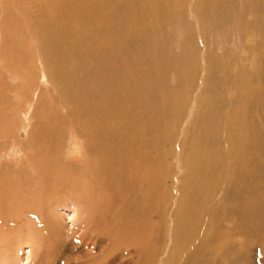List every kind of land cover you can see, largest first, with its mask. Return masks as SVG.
Returning a JSON list of instances; mask_svg holds the SVG:
<instances>
[{
    "label": "rangeland",
    "instance_id": "obj_1",
    "mask_svg": "<svg viewBox=\"0 0 264 264\" xmlns=\"http://www.w3.org/2000/svg\"><path fill=\"white\" fill-rule=\"evenodd\" d=\"M86 1L93 4L86 6L81 0L83 8L99 6L95 3L101 0ZM178 1H167V8L171 7L172 14L168 18L158 15L156 8L153 10L154 15L150 21L163 26L162 30H157L156 35L155 31L144 36L141 33L140 39L139 36L136 38L141 42L153 35V39L156 40L158 52L153 54L152 46L148 48L147 60L151 64L144 68L142 76L144 85L161 95L162 101H157L158 110L149 112L150 115L146 114L148 113L146 110V113H143L144 119L140 121L136 111L130 108V112L133 111L129 126L122 124L120 128L115 126L114 120L104 129V133L115 130L125 137L117 138L118 145L114 150L116 155L121 153L122 148H126L123 144L129 141L130 147L135 148L133 154H138L142 158L146 156L145 160L148 161L157 155L154 139L160 136L157 147V152L161 155L160 170L158 173L156 169H150L157 175L155 178L157 181L154 178L150 179L148 171L144 178L138 171L140 178L138 180L135 176L125 178L127 185L123 190L120 180H116L115 188L111 189L108 187V181L96 182L93 178L92 174L100 171L97 161L103 160L104 157L93 151L94 146L89 147L88 153L86 150L88 145L85 144L83 136L77 133L78 129L87 130L84 124L91 118V113L78 104L82 96L73 94L72 98H68L64 94L61 95L59 91L62 89L61 70L57 68L53 73L48 69L47 60L31 31L34 25L32 21L39 16L35 8L31 10L28 7L31 0L22 2L0 0V212L5 215V219L0 220V237L6 239L5 244L0 242L2 246L0 250L11 246L7 254L0 257V264H59L57 260H64L67 255L79 253L83 254L80 255L82 257L80 260H85V251H79L80 249L77 251V247L85 245L80 242L82 230H78L77 227L81 226L83 220L84 225L87 218L90 222L94 221L92 224L105 223V226L102 224L98 226V232L107 226L108 230L129 232V238L140 243L144 249L141 264H264V243L253 242L251 246H246L250 237L248 231L252 229L251 234H254L258 229H262L258 233H264V90L258 89L255 80L252 85L257 92L255 105L251 111V108L245 109L244 113L248 112V120H244L240 127L255 133L260 147L255 154V167L246 171L244 166V183L237 186L241 193L242 190L245 191L243 196L235 201L222 203L221 193L211 195L206 190L204 183L209 180L210 184H214L213 176L205 178L206 180L204 177L198 179L199 187L203 189V193L206 190L205 196L212 200L208 199L204 203V209L200 207V214L198 212V215H193L200 217L198 222L201 227L191 233L185 225L188 218L185 220L187 216L183 215L180 209L185 194L180 190L181 187L178 188L183 174L180 166L184 169L183 159L189 158L187 147L190 145L191 149L194 130L197 128H194V125L206 116V112L198 111L200 102H203V107H207L212 100L217 99L212 96L210 90L208 91V87H213L219 83L216 79H220L224 87L218 85L220 88L217 89V97L219 105L224 106V111L227 112L228 103L233 102L237 105L239 99V92L226 87L227 83L233 84L236 75L240 73L249 72L252 76L257 73L259 67L264 69V11L261 10L256 15L257 17L259 15L260 24L257 23L256 26L258 29L252 28L255 17L250 11L256 1L259 6L264 7V0H233L232 13L234 16L238 13L241 20L239 29L232 28V31L221 29L219 34L213 33L214 35H210L212 29L208 30V35L200 32V27L204 29L211 27L212 21L200 19L198 29L196 21L190 17L191 7L200 0H183L182 9L176 8L180 7ZM121 3L137 5L133 1L121 0L109 15L120 17ZM215 13L214 11L213 14ZM214 20L218 21V18ZM144 23L146 20L138 17L129 18L128 34L131 35L133 28L136 27L143 30ZM50 27V31L62 33L60 38H57L61 44L79 48L82 61L90 64V56L95 52H90V36H84L79 31L81 24L73 26L74 38H68L67 29L59 23H52ZM97 36L101 37L100 34ZM205 36L212 41L210 45L204 42ZM104 39L106 36L101 37L99 41L102 49L108 43V40ZM128 41L129 44H133L131 37ZM62 48L52 50V55L62 53ZM164 58L170 63L168 66L164 65ZM184 58L192 63L191 79L186 77L185 71L180 67ZM205 66L206 87L201 84V81L204 82ZM70 102H73L71 111L66 106V103ZM168 132L173 136L171 145L167 139ZM95 144L98 147L108 146V142L105 141H97ZM141 145H144L143 151ZM180 156L181 164L178 165L176 161ZM121 162L120 160L118 163ZM38 168L43 172L39 177L34 176L35 173L32 171ZM175 172L177 176L172 175ZM141 173H144L143 168ZM252 173L253 178L249 176ZM170 175L172 179L169 178ZM221 178L226 182L225 177ZM247 180L251 183L248 184ZM153 183H156V186H153ZM191 185L190 183V188ZM222 187L226 188L229 185L222 184ZM253 187L256 188L255 191ZM109 191L120 193L112 195ZM240 200L243 208L247 209V214L241 216L244 227L239 225L244 231L234 233L232 221L235 218L231 215L230 209L239 204ZM174 201L176 206L173 205ZM182 209L185 211L183 207ZM174 211L180 215L176 219L173 217ZM12 212L15 219H9L7 216ZM254 221L262 223L258 227ZM200 229H206L208 232L206 230L202 232ZM112 236L117 240L114 247H110L105 239L96 242L92 252L93 262L105 259L108 254L109 258L112 255L111 259L117 263L130 264L122 256V251L130 249L134 251L136 246L134 247L124 235V241L130 242L126 249V242H119L117 235ZM202 237L205 239L202 240ZM8 238L9 240L12 238L10 243ZM116 247L119 249L116 250ZM58 248L63 249L59 252ZM8 254L10 255L8 259H4ZM133 262L138 264L140 260L136 256Z\"/></svg>",
    "mask_w": 264,
    "mask_h": 264
},
{
    "label": "bare ground",
    "instance_id": "obj_2",
    "mask_svg": "<svg viewBox=\"0 0 264 264\" xmlns=\"http://www.w3.org/2000/svg\"><path fill=\"white\" fill-rule=\"evenodd\" d=\"M20 1L22 2L23 0ZM126 1H133L137 5L130 6L125 3H121L122 9L120 12V17H118L117 15H109V13L118 6L117 4L120 3L121 0H101L99 3H95V4H99V6L93 8H83V5L81 6L82 3L81 0L79 1L78 0H31L30 6H28L31 8V10L35 8V12L38 13L39 15L38 16L36 14L38 18L34 20L35 23L32 21V24L34 25L33 27H31V31L35 36L34 40L37 41L35 42L37 43L38 47L42 50L47 60L48 69H50L53 73L57 68L61 70L62 89H59V91H61V95L64 94L68 98H72L73 94L76 96H82V98L78 101V104L84 110L91 113V118L88 120V122L84 124L87 130L83 131L78 129L77 133L83 136L85 140V144L88 145V148L86 149L88 153H90L89 147L94 146L93 151L97 152L98 155L103 156L104 159L97 161L100 171L99 172L95 171L92 174L94 175V177L91 176V174L89 175L95 178L96 182L108 181V187H110L111 189L115 188L114 184L116 183V180H120L122 181L123 184V188H122L123 190L125 189V185H127L125 178L127 179L128 177L135 176L136 180H138L140 178V175L143 178L146 176V171L150 173V177H151L150 179L152 180L154 178L155 180L157 175L152 173L150 169L151 170L156 169L158 173L160 170L159 167L161 166L160 165L161 155H159V153L157 152V147L159 145L158 137L160 136H157L154 139V141L156 142L155 149L157 155L151 158L150 161H148L145 160L146 156L142 158L138 154H133L135 148L130 147L131 144L129 141L123 144L124 147L126 148H122L121 153L116 155V153H114V150H115V146L118 145V143L116 142L118 140L117 138L122 137L123 139H125V137L124 135L117 133L115 130L104 133V129L107 128V125L113 122L114 120L116 122L115 126H118L120 128L122 124H126L129 126L131 124V116L133 110L136 111L140 121L141 119H144L143 113H146L145 112L146 110L148 111V113L146 114H149V112L153 113V111L158 110L157 101L159 102L162 101L161 95L152 92L147 86H145L142 76L144 74V68L148 67L151 64V62L147 60L148 51L150 47L152 46L151 51L153 54L158 52V48L156 47L155 44L156 40L153 39V35L144 38V41L141 42L138 41L136 38L139 36L138 39H140L141 33L144 36L145 34L147 35L153 34L154 31H155L154 35H156L157 30L159 31L164 28L163 26H158L154 24L152 21H150L151 17L154 15L153 10L155 8L158 10V15L164 18H168L169 15H172L171 7L167 8L168 0H126ZM182 1L183 0L178 1L180 7H176V8L182 9L181 7L184 6V5L182 6ZM83 2L86 6L93 4V3H88L86 0H83ZM257 2L258 1H256L255 4L251 3L253 6L251 7L250 11L255 17V19L253 20V24H254L252 27L253 29L255 28L258 29V27L256 26L257 23L259 22V15L258 17L256 15L259 13V11L261 10L264 11V7L259 6ZM232 3L233 0H222V1L200 0L199 2H197V4L194 3L192 7L190 6L191 7L189 11L190 17L196 21V25L198 29L201 23L200 19L204 21H212L211 27L206 29L200 27V32L202 34L208 35L209 33L208 30L210 31L211 29L212 32L210 33V35H214L213 33L217 34L218 32H220L221 29H224L226 31H232V28L239 29L241 20H239L238 18V13H236L235 16L232 13L233 10L232 8H234L233 7L234 5L232 6ZM197 5H199L200 7ZM214 11L216 12L215 14H213ZM131 17H138L142 20H146V23H144L145 28L143 30L137 27L133 28L132 34L129 35L127 29L129 24V18ZM216 17L218 18V21L214 20V18ZM232 21H234V23H232ZM52 23L55 24L59 23L62 27H65V29H67L68 31V38L70 37L74 38L73 26L75 24H81L79 31L84 36H90V40H89L90 52H95L90 56L89 65H87L82 61L81 56L79 55L80 54L79 48L70 47L68 44H61L57 40V38H60L62 33L56 34L57 32L54 33L50 31L51 30L50 26L52 25ZM98 34H100L101 37L106 36V39L104 40H108L107 46L104 49L100 48L99 41L101 37L97 36ZM129 37L133 39L132 41L133 44H129L128 41ZM145 39L148 40L145 41ZM203 40L208 45L212 43V41L207 36H205ZM49 43L51 45H48ZM60 47H63L62 48L63 52L58 55H52V50ZM160 50L162 52V49ZM164 61H165L164 62L165 66H168V64H170L166 58H164ZM180 67L185 71L186 73L185 75L187 78L191 79L193 77V75L191 74V71L193 72V66L189 59L184 58V62L180 63ZM206 70L207 69L205 66L204 82L201 81V84H203V86L205 87L207 86ZM236 77L237 78L235 82L233 84L227 83L226 87H228L229 89L234 88L235 92L237 90L239 92V99H237V105L234 104L233 102L228 103V106H226L227 112L224 111V106L219 105V101L217 97V89L220 88L218 85L220 86L222 85V87H224L220 79H216V81H219V83L215 84L213 87H208V91L210 90L212 96L217 99L212 100L209 106L207 107L206 106L203 107L202 106L203 102H200L201 106H199L200 108L198 111L200 113L206 112V116H203L201 120L194 125V128L196 127L197 128L196 130H194V134L192 138V147L191 149H190V145L187 147L188 150L187 155L189 156V158L183 159L184 169H182V167L180 166V169L183 170L182 171L183 174H181L182 182H180L179 186L178 185L177 186L178 188L181 187L180 190H182L185 194V196L180 195V196H184L183 198H185L180 209L182 214L187 216L185 220L188 218V220H186L185 222V225L187 226L188 231L190 230L191 233H193L195 230L201 227L199 225L200 222H198L200 217L199 216L194 217L193 215L194 214L198 215V212L200 214L201 211L200 207L204 209V203H206L208 199H210L209 197L205 196L206 190L211 195L212 194L217 195L221 193L220 200L222 203H224V201L226 202L235 201L239 197L241 198V196H243L245 191L242 190L241 193V189H239L237 186L239 184L244 183L243 180L245 179L243 175L244 166H246L245 170L248 171L251 168L255 167L256 164L255 154L257 149L260 147V144L257 140V136L253 132H248L244 130L242 127H240V125L243 123L244 120H248V115H247L248 112L245 114L244 113L245 109L251 108L250 109L251 111L253 109L252 107L255 105L257 92L252 87L253 80L257 82L258 89L264 90V81H262V78L264 79V69H260L259 67L257 73L252 76L249 74V72H245L238 74V76L236 75ZM260 94L263 95V93L261 92ZM222 100L224 102L223 98ZM71 104H73V102H70V104L66 103V106L69 111H71L72 109ZM181 104L184 105V102H182ZM130 108L133 109L131 112H130ZM149 118H151V116H149ZM167 134L169 137L167 138L169 141L168 143H170L171 145L173 136L170 132H168ZM97 141L108 142V146L98 147L95 144ZM74 147L72 149H74ZM143 148L144 145H141L142 151ZM103 150H105V153H103ZM179 151L181 153L180 149ZM95 157L97 158V155ZM120 160L122 161L121 164L118 163L120 162ZM133 162H136V164H134ZM246 162H248V164H246ZM91 163H88V165H91ZM177 163L178 165L181 164V156L180 158L178 157V161H176V164ZM142 168L144 169V173H141ZM93 169L91 170V172H93ZM32 171L35 173L34 176L36 175L38 177L41 173H43L40 172L42 170H40L39 168L32 169ZM138 171L140 172V175L137 173ZM45 172L47 174V171ZM172 175L177 176V172L173 173ZM209 176L210 177L213 176L215 183L210 184L209 180L205 182L204 184L206 185L207 189L203 193V189L199 187V182L197 180L202 177H204V179L205 178L209 179ZM221 176L225 177L226 182L224 181V179L221 180L222 179ZM249 176L253 178V173ZM169 178L172 179V176L170 175ZM247 182L248 184L251 183L249 180H247ZM190 183L192 184L191 188H190ZM222 184H227L229 185V187L223 188ZM152 185L156 186V183H153ZM173 187L174 190L177 189L175 185ZM203 187L205 188V186ZM254 188L255 187H253L252 189L255 191L256 188L255 189ZM110 193H112L113 195L120 192L117 193L110 192ZM199 195L200 198L198 197ZM176 202L174 201L173 205L176 206ZM239 202L240 203L236 204L233 209H230V211L232 210L231 215H233V217L235 218L232 221L234 224L232 231L234 233L238 231L242 233L244 231L239 228V225H241L242 228L244 227L243 226L244 224L242 223L244 220L243 221L241 220V216H243V214L246 213L247 209L245 207L243 208L241 200ZM182 207L184 208L185 211H182L183 210ZM7 216L9 217V219L16 218L13 212ZM179 216L176 214V211H174L173 217L176 219ZM3 218L5 219V215L0 212V220H3ZM96 218L98 219L99 217ZM86 220L87 221L84 223V225H83L84 222L83 220L82 223L80 224L81 226L77 227L78 230H82L80 234V242L85 244L84 246L79 245L80 247L79 248L77 247V251L78 249H80L79 251L84 250L85 251L84 256H86V259L80 260L82 258L80 257V255L83 254L79 253V255L78 254L71 256L67 255V258L65 257L66 259L64 260L59 259L57 260V262H59V264H70V261H72L71 264H87L89 262H91L90 264H120L115 262L113 258L111 259L112 256L111 254H109L111 255L110 258L107 254L105 256V259L93 262V258H94L92 253L93 248L95 247L96 242L102 241V239H105L110 247H114L113 245L116 244L114 242H116L117 240L115 239L116 237L112 235H117L118 236L117 239L119 240V242H126L127 244L126 249H127L128 245H130V242H128L127 240L124 241V238L125 237L129 238L130 236L128 234L129 232L127 233V231L119 232V230H108V226L106 228L102 227L103 229L100 232H98V226L100 227L105 223L92 224V222L94 221L90 222L89 218H87ZM176 222L178 223L177 220ZM179 222L181 223V220ZM254 223L259 227V225L262 222L254 221ZM203 230L201 231L204 232L206 229L204 231ZM260 230L258 229L254 234H251L252 229L251 231H248V233H250V237L247 239L246 246L248 247L251 246L253 242H256V244L264 243V233L263 234H260L261 232L258 233ZM206 231L208 232V230ZM202 232L198 231L199 234L200 233L202 234ZM75 238L76 237H74V239ZM201 239L203 240L205 238L202 237ZM11 240L12 238L9 240V243ZM129 241H131L134 244V247L136 246V249L134 251H132L131 249L123 250L122 256L126 258L127 262L130 264H136L133 262V259L134 257L137 256V258L140 260V263L138 262L137 263L141 264L143 260L142 256L144 255V249L142 248L140 243L135 242L130 238ZM0 242L5 244L6 243L5 237H0ZM111 242L113 243L111 244ZM10 247L11 246H9L8 248L3 247V249L0 250V257H3L5 254H7V251H9L8 249ZM110 247H106V248L110 249ZM118 247H116L115 249L118 250L119 249ZM62 249L63 248H58V251L61 252ZM8 256L10 255L8 254L7 256H5L4 259L7 260ZM26 260H28V258ZM86 261L89 262L86 263Z\"/></svg>",
    "mask_w": 264,
    "mask_h": 264
}]
</instances>
